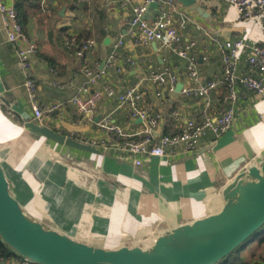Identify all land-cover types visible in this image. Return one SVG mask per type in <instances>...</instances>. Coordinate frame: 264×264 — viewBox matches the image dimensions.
Listing matches in <instances>:
<instances>
[{"label": "crops", "instance_id": "obj_1", "mask_svg": "<svg viewBox=\"0 0 264 264\" xmlns=\"http://www.w3.org/2000/svg\"><path fill=\"white\" fill-rule=\"evenodd\" d=\"M196 1L207 17L176 1V7L189 18L186 36L197 43L193 54L200 76L191 81L186 61L162 50L158 43L139 45L137 33H130L127 20L144 0H20L17 6L23 29L37 49L32 59L38 85L35 102L40 107L64 105L42 122L34 119L16 49L8 42L0 14V159L12 194L30 215L89 245L147 247L166 231L217 212L225 187L243 171L261 165L264 94L243 87L237 88L235 119L227 133L219 138L208 133L195 151L179 145L169 148L165 157L141 166L122 159L114 148H96L100 151L96 154L60 146L15 123L8 111L79 142L103 137L98 122L105 117L127 131L141 130L143 123L130 119L127 110L108 97L100 103L95 122H81L76 115L70 99L86 81L83 67L99 65L107 75L96 88L110 85L123 92L141 85L145 93L142 105L163 118L154 133L157 138L177 133L187 120L201 119L206 112L216 118L230 105L225 86L212 92L207 108L205 100L178 90L170 94L163 89L165 97H156L158 87L147 81L149 73L170 67L182 74L183 87H198L223 74V41L239 37L262 45L264 27L255 20H241L223 1ZM158 13L159 7L150 6L147 18L154 20ZM71 35L93 39L96 45L80 58L64 45V38ZM118 38L124 41L119 49L121 72L107 66ZM248 55L249 51L243 52L240 70L264 81V74L251 71ZM128 58L135 66L127 64ZM4 100L10 103L6 110L2 109ZM232 258L244 264H264V234Z\"/></svg>", "mask_w": 264, "mask_h": 264}, {"label": "built area", "instance_id": "obj_2", "mask_svg": "<svg viewBox=\"0 0 264 264\" xmlns=\"http://www.w3.org/2000/svg\"><path fill=\"white\" fill-rule=\"evenodd\" d=\"M19 1L0 0V14L4 20L8 42L16 49L18 64L25 79V87L32 100L34 119L42 122L45 118L60 112L64 105L40 107L35 102L38 85L33 75L32 59L36 55L37 49L23 29L17 6ZM219 1L232 6L241 20H255L264 27V0ZM154 3L158 4L159 13L154 20H149L147 12ZM188 22L189 18L186 17L185 13L176 7V0H144L143 4L134 8L133 17L127 20L130 33H137L138 35L137 42L139 45L158 43L162 50L175 53L179 58L186 61L189 79L198 81L200 73L197 69L196 57L193 54L197 43L189 40L186 36ZM64 45L67 49L74 50L78 57L84 58L86 53L95 47L96 42L93 39H83L71 35L64 38ZM123 46L124 41L122 38H118L107 59V66L117 68L118 72L123 70V67L118 66L119 49ZM220 47L224 63L223 74L198 87H183L181 93L205 100L208 108L212 92L220 86H225L228 90L230 105L216 118L206 112L201 119L187 120L177 133L163 135L159 138L154 133L160 128L162 115L151 107L142 105L145 101V93L141 91L140 84L129 87L123 92H118L110 85L96 88V85L106 77V70L100 68L99 65L95 67L84 66L83 74L86 81L70 99L80 121L95 122L100 103L104 97H108L116 99L119 106L127 110L130 119L141 120L143 128L139 131H127L105 117L98 122V127L104 136L101 138L86 137L82 143L103 151L114 148L120 151L122 159L132 160L136 166H141L153 158L165 157L169 148L174 149L179 145H184L187 151H195L202 138L208 133H212L217 138L227 133L235 119V104L238 99L237 88L243 87L259 95L264 94V81L240 70L243 52L249 51L248 64L251 71L264 74V44L252 45L237 37L223 41ZM126 62L130 66L136 64L130 58ZM181 76V73L167 67L162 70H152L147 81L158 87L156 97L163 98L165 97L163 89L170 94L177 92ZM55 85H57L56 82ZM174 116L178 117L179 113L174 112ZM0 264L34 263L19 256L6 257L0 253Z\"/></svg>", "mask_w": 264, "mask_h": 264}, {"label": "water", "instance_id": "obj_3", "mask_svg": "<svg viewBox=\"0 0 264 264\" xmlns=\"http://www.w3.org/2000/svg\"><path fill=\"white\" fill-rule=\"evenodd\" d=\"M176 1L207 17L196 0ZM182 88L180 83L177 90ZM8 106L4 100L2 109ZM8 111L15 123L44 139L100 154L90 145ZM222 201L217 212L166 231L147 247L102 248L75 240L30 215L12 194L0 159V238L17 256L34 264H218L264 227V159L260 166L237 175L223 190Z\"/></svg>", "mask_w": 264, "mask_h": 264}, {"label": "trees", "instance_id": "obj_4", "mask_svg": "<svg viewBox=\"0 0 264 264\" xmlns=\"http://www.w3.org/2000/svg\"><path fill=\"white\" fill-rule=\"evenodd\" d=\"M86 37V36H85ZM34 134V133H33ZM36 136H39L37 134H34ZM40 137V136H39ZM264 229V227L262 229H260L257 233H255L249 240L247 243H249L250 241H253L255 240L256 238H258L259 236L263 235L264 233H262V230ZM245 244V245H246ZM243 245V246H245ZM242 246V247H243ZM240 247V248H242ZM239 248V249H240ZM0 253L2 256H6V257H9V256H17L9 247H7L1 240L0 238ZM233 254L228 256L227 258H225L224 260H222L221 262H219L218 264H227L228 262L230 264H244L240 259L236 258V259H233L232 258Z\"/></svg>", "mask_w": 264, "mask_h": 264}, {"label": "rangeland", "instance_id": "obj_5", "mask_svg": "<svg viewBox=\"0 0 264 264\" xmlns=\"http://www.w3.org/2000/svg\"><path fill=\"white\" fill-rule=\"evenodd\" d=\"M262 233H264V229L262 230ZM96 246H99V247H102L103 248V246L104 245H102L101 243H94ZM248 244V243H247ZM246 244V245H247ZM243 247H245V246H243ZM243 247L242 248H240V249H238L237 251H236V253H239L242 249H243ZM236 253H234V254H236Z\"/></svg>", "mask_w": 264, "mask_h": 264}]
</instances>
